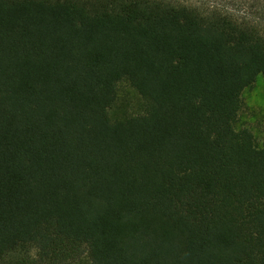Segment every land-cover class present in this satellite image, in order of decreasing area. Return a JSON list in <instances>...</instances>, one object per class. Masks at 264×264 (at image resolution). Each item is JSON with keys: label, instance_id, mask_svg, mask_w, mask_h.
Returning <instances> with one entry per match:
<instances>
[{"label": "trees", "instance_id": "16d2710c", "mask_svg": "<svg viewBox=\"0 0 264 264\" xmlns=\"http://www.w3.org/2000/svg\"><path fill=\"white\" fill-rule=\"evenodd\" d=\"M260 75L228 14L0 0V264H264Z\"/></svg>", "mask_w": 264, "mask_h": 264}, {"label": "rangeland", "instance_id": "374dc122", "mask_svg": "<svg viewBox=\"0 0 264 264\" xmlns=\"http://www.w3.org/2000/svg\"><path fill=\"white\" fill-rule=\"evenodd\" d=\"M201 9L228 14L264 29V0H171ZM126 88L123 95H131ZM132 96V95H131ZM250 128L259 145L264 143V76L260 75L253 88L243 94V108L237 128Z\"/></svg>", "mask_w": 264, "mask_h": 264}]
</instances>
